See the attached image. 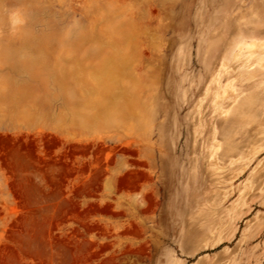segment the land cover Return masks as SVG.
Masks as SVG:
<instances>
[{
  "label": "rangeland",
  "instance_id": "1",
  "mask_svg": "<svg viewBox=\"0 0 264 264\" xmlns=\"http://www.w3.org/2000/svg\"><path fill=\"white\" fill-rule=\"evenodd\" d=\"M256 40L264 0H0V264H264Z\"/></svg>",
  "mask_w": 264,
  "mask_h": 264
},
{
  "label": "bare ground",
  "instance_id": "2",
  "mask_svg": "<svg viewBox=\"0 0 264 264\" xmlns=\"http://www.w3.org/2000/svg\"><path fill=\"white\" fill-rule=\"evenodd\" d=\"M250 42V41H249ZM248 42V43H249ZM253 42V41H252ZM241 45H239V47H240ZM238 47V48H239ZM245 47H247V46H245ZM250 47H253V48H255V50L253 51V52H259L260 54V56H258V58L260 57V58H264V41H259V40H256L255 42H253V45L252 46H250ZM241 49H242V46H241ZM235 50V49H234ZM245 50H247V49H245ZM245 50H243V51H245ZM237 52H239V53H241V51H237ZM253 52H250V54L251 53H253ZM235 53V52H234ZM233 53V54H234ZM249 54V55H250ZM235 57H234V59L236 60H239V62H240V59H238V57L236 56V55H234ZM240 56V55H239ZM241 57V56H240ZM259 58V59H260ZM233 59V60H234ZM257 59V58H256ZM242 60V59H241ZM264 62V61H263ZM220 68V67H219ZM225 68V67H224ZM218 73V72H217ZM221 73V72H220ZM221 80V79H220ZM230 82V81H229ZM228 83V82H227ZM231 83V82H230ZM228 85V84H227ZM227 87V86H226ZM228 87H230L229 85H228ZM227 89H229V88H226V91H227ZM227 93V92H226ZM226 96H227V94H226ZM231 96H233V95H231ZM236 95H234V97H235ZM239 96V95H238ZM223 97V96H222ZM228 97V96H227ZM224 98V97H223ZM229 99V98H228ZM235 99V98H234ZM234 101V100H233ZM236 101V100H235ZM234 101V102H235ZM218 104V103H217ZM200 107V106H199ZM220 111H222V110H220ZM217 111H215V113H216ZM219 129V128H218ZM214 131V130H213ZM217 131V130H216ZM213 145V144H212ZM219 145V144H218ZM214 157V156H213ZM252 157V156H251ZM253 157H254V154H253ZM213 160V159H212ZM236 160V159H235ZM214 161V160H213ZM231 161H232V159H231ZM212 162V161H211ZM215 164V163H214ZM228 166V165H227ZM218 167V166H217ZM218 169V168H217ZM259 188V187H258ZM236 205V204H235ZM230 208V207H229ZM234 208V207H233ZM234 210V209H233ZM233 212V211H232ZM230 213V212H229ZM230 219H231V217H230ZM228 222V221H227ZM224 226H222V228H223ZM224 229V228H223ZM222 229V230H223ZM70 240H72V239H70Z\"/></svg>",
  "mask_w": 264,
  "mask_h": 264
}]
</instances>
